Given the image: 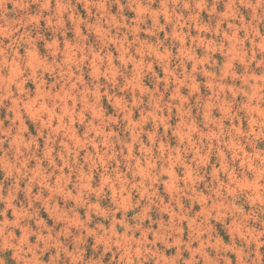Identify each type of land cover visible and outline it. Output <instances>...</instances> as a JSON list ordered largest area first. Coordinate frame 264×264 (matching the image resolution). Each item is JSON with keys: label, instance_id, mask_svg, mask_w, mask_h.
I'll list each match as a JSON object with an SVG mask.
<instances>
[{"label": "rangeland", "instance_id": "1", "mask_svg": "<svg viewBox=\"0 0 264 264\" xmlns=\"http://www.w3.org/2000/svg\"><path fill=\"white\" fill-rule=\"evenodd\" d=\"M0 48L4 264L264 250V0H2Z\"/></svg>", "mask_w": 264, "mask_h": 264}, {"label": "clouds", "instance_id": "2", "mask_svg": "<svg viewBox=\"0 0 264 264\" xmlns=\"http://www.w3.org/2000/svg\"><path fill=\"white\" fill-rule=\"evenodd\" d=\"M241 2H243V0H241ZM0 3H2V0H0ZM257 6H259V3L257 4ZM62 24V22H60ZM13 31H15V29H13ZM5 36L10 35V33L8 31L4 32ZM10 47V45H9ZM4 48H0V53L4 52ZM22 60V58H21ZM16 61L14 60L13 63H15ZM106 222V221H105ZM4 229L0 228V234L4 233ZM10 236V233H9ZM243 239V236L241 237ZM7 247H16L18 249V252L20 254H22L23 256H29V255H33L34 254V250L38 251V248H35V246L27 244L25 242H21L20 245H17V242L15 240V238H11L10 242L6 245ZM134 246V245H133ZM62 255V253H61ZM0 264H4V260L0 259ZM220 264H222V261L220 262ZM245 264H264V250H259L256 254L255 257H253V255L251 254V250L249 249L246 256H245Z\"/></svg>", "mask_w": 264, "mask_h": 264}]
</instances>
